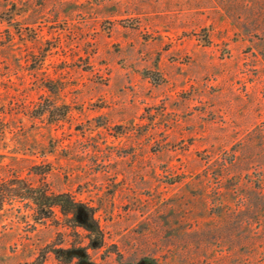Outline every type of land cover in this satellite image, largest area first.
Instances as JSON below:
<instances>
[{"label":"rangeland","instance_id":"374dc122","mask_svg":"<svg viewBox=\"0 0 264 264\" xmlns=\"http://www.w3.org/2000/svg\"><path fill=\"white\" fill-rule=\"evenodd\" d=\"M0 183L97 264H264V0H0ZM10 195L0 264L88 243Z\"/></svg>","mask_w":264,"mask_h":264},{"label":"trees","instance_id":"16d2710c","mask_svg":"<svg viewBox=\"0 0 264 264\" xmlns=\"http://www.w3.org/2000/svg\"><path fill=\"white\" fill-rule=\"evenodd\" d=\"M42 191H37V188L29 185L26 189L21 187H12L8 183H0V209L6 202L7 196H13L20 200L35 201L40 206L39 217L36 221L42 222L46 220H52L54 223L59 224V220L55 219V208L63 214L66 219V224L74 226L76 228L81 227L86 231L88 243L85 244L81 241L75 246L74 249H67L66 255L59 254L57 251V259L62 262L61 264H97L95 260H92L91 249L97 250L103 246L104 236L103 230L99 225L96 218V210L92 206L84 202H77L70 199V196L66 194H60L57 196H50L47 194V190L42 188ZM83 237V236H82ZM83 237V238H85ZM81 239V236H80ZM50 247V246H49ZM49 250V249H48ZM71 250V252H69ZM69 252V255H68ZM48 253V251H47ZM76 261H73L75 260Z\"/></svg>","mask_w":264,"mask_h":264}]
</instances>
